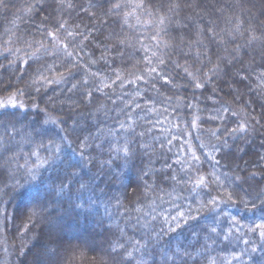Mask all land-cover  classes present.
<instances>
[{
  "label": "trees",
  "instance_id": "obj_1",
  "mask_svg": "<svg viewBox=\"0 0 264 264\" xmlns=\"http://www.w3.org/2000/svg\"><path fill=\"white\" fill-rule=\"evenodd\" d=\"M0 16V97L22 102L0 110V160L17 152L0 264H49L84 235L59 264H264V0H0Z\"/></svg>",
  "mask_w": 264,
  "mask_h": 264
},
{
  "label": "rangeland",
  "instance_id": "obj_2",
  "mask_svg": "<svg viewBox=\"0 0 264 264\" xmlns=\"http://www.w3.org/2000/svg\"><path fill=\"white\" fill-rule=\"evenodd\" d=\"M253 2H255V1H253ZM56 12H60V11H56ZM4 24H6L5 23V19L3 18V17H1L0 16V26L1 25H4ZM176 28H178V27H181L180 25H178V23L177 24H175L174 25ZM210 42H208V44H209ZM246 45H247V43H246ZM168 46H170V47H172V46H174V43L172 44V42L171 41H169V43H168ZM206 49H207V47H205ZM255 49V51H258V55H260V57H262V56H264V54H262V52H261V50H260V48L259 47H255L254 48ZM186 50V49H185ZM180 51L182 52V53H185V51H184V49H181V47H180ZM187 51V50H186ZM220 59H223L224 57H227L229 54H231V55H234V54H232V52L230 53V50H229V52H226L225 50H224V48H221L220 50ZM231 55L229 56V58L231 57ZM228 58V57H227ZM216 59H217V57L216 56H213L212 57V61L213 62H215L216 61ZM208 61H209V58L207 59L206 58V61H205V63L207 62L208 63ZM252 67V66H251ZM228 85H229V83H227ZM249 85H250V83H248ZM249 87H251V86H249ZM228 89H230V92H231V95H232V97L233 98H235V100H238L239 102L241 101V100H243L244 102H243V104L244 105H246V106H250L251 104H249L248 103V100L250 99L249 98V92L251 93V91H245V93L243 92V93H241L240 92V90H238V89H236V87L235 86H233V85H229V88ZM11 95V96H10ZM10 95H7L6 97H0V102H3L6 106L5 107H2V108H0V110H2V109H5V108H8V107H11V108H17V107H21L22 105V102H21V99H19V97H17L15 94H10ZM170 95H172L174 98H177L178 96H182V95H180V94H178V93H171ZM258 98V97H257ZM258 100L260 101L259 103V106H261L262 107V111L264 112V99H262L260 96H259V98H258ZM33 102H31V104H32ZM57 103H59V102H57ZM13 104H15L16 106L15 107H13L12 105ZM32 106H34V104L32 105ZM240 107V106H239ZM239 109V108H238ZM238 109H237V111H238ZM98 110H100V108H98V109H96V110H93V111H91L92 113L91 114H89V115H91V116H93V115H95V114H97L98 112H100V111H98ZM240 112H242V110L240 111ZM258 114V111L256 110L255 111V113H254V117H252V122H253V126H254V133H250L249 135V138H252V139H256V140H258V143L259 144H261V141H264V124L263 123H261V122H259V121H256L257 120V118L258 117H255L256 115ZM254 118V119H253ZM77 123H79V122H77ZM252 129H253V127H252ZM0 144H1V142L3 143V136H4V134L2 135V134H0ZM249 138L247 137V138H245V139H243L245 142H243L242 144H243V146H247L250 142H249ZM240 139H242V137H240ZM1 146H0V152H1ZM253 151L254 152H256V149H254L253 148ZM258 152V151H257ZM236 153L237 154H240L241 153V151H240V149H236ZM16 155H17V152H15V154H13L11 157H9V158H6L5 160H0V169H5V170H7L8 171V174H10V178L11 179H14V175H15V173L17 172L16 171V165H14V159L16 158ZM240 168V167H239ZM247 170V169H246ZM249 171V170H248ZM246 173H248V174H250L251 172H246ZM252 174V173H251ZM252 175H254V174H252ZM251 176V175H250ZM16 178V177H15ZM248 179V178H247ZM251 179V178H250ZM11 182L9 183V182H7L8 184V186L9 185H12L13 183H14V181L13 180H10ZM42 225L44 226V230L46 231V232H48V233H46V234H48V236H49V238L50 239H54V240H57V238H59L62 234H63V232L62 231H60V230H56V228H52V220H45V221H42ZM97 231H98V229H97ZM85 237H83L82 238V240L81 239H78V240H76V239H70V238H68V240L67 241H62V246H60V247H56V251H57V253H59V255H60V258L59 259H51L50 260V262H49V264H59L60 262H61V260H64V259H67L68 257H70V255L72 254V252H76V249H74V248H76V243H79V244H82V242H84V241H86V240H88L89 238H88V235L86 236V235H84ZM93 236V235H92ZM89 237H91V236H89ZM82 241V242H81ZM85 243V242H84ZM47 248V247H46ZM46 248L43 250L44 251V255H45V252H46ZM111 250V249H110ZM104 255V254H103ZM46 257V256H45ZM100 257V255H97V257L96 258H99ZM59 260H60V262H59ZM101 261H102V263L103 264H119V263H111V257L108 259V260H106V259H102L101 258Z\"/></svg>",
  "mask_w": 264,
  "mask_h": 264
},
{
  "label": "snow or ice",
  "instance_id": "obj_3",
  "mask_svg": "<svg viewBox=\"0 0 264 264\" xmlns=\"http://www.w3.org/2000/svg\"><path fill=\"white\" fill-rule=\"evenodd\" d=\"M138 6H141V5H138ZM115 7H116V8H119V7H120V4H119V3L115 4ZM161 23H163V20H161ZM152 71H156V70H155V69H152ZM138 79H139V77H138ZM165 83H167V80H165ZM200 86H201V85H200L199 83L196 84V87H200ZM5 106H6V105H5L3 102H0V108L5 107ZM12 106L15 107L16 105L13 104ZM48 122H50V123H52V124H56V121H55V120H50V121H48ZM240 130H241V131L245 130V129L243 128L242 125H241ZM233 131H237V130H236V129H233ZM212 135H216V133L213 132ZM50 150L53 151V152H55V153H58V152H60L62 149L60 148L59 145L53 143V145H50ZM117 151H122V152H123V155H124L125 157H127V156H128V153H129V149H128L127 147H125V148H123V149H117ZM82 158H83V157H82ZM196 159H198V158H196ZM76 166H78V165H73V167H76ZM204 186H205V181H204V178L201 177V178L196 182L195 187L200 188V187H204ZM63 187H64V186L61 185V191L63 190ZM81 187L83 188V187H85V186H84V185H81ZM33 215H36V213L34 212ZM173 219H176V217H173ZM179 219H180V221H182V222H184V223H187V218H185V216H184L183 213H180V215H179ZM165 221L167 222V218H166V217H165ZM256 227H257V229H261V228H264V225H257ZM174 230H175V229H173V231H174ZM260 235H261L262 237H264V231H261Z\"/></svg>",
  "mask_w": 264,
  "mask_h": 264
}]
</instances>
